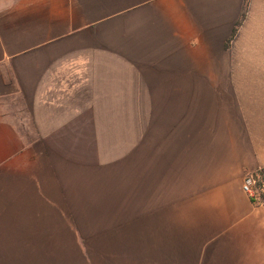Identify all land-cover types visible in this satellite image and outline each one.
I'll return each mask as SVG.
<instances>
[{"label":"crops","instance_id":"obj_1","mask_svg":"<svg viewBox=\"0 0 264 264\" xmlns=\"http://www.w3.org/2000/svg\"><path fill=\"white\" fill-rule=\"evenodd\" d=\"M256 170L264 0H0V264H264Z\"/></svg>","mask_w":264,"mask_h":264},{"label":"built area","instance_id":"obj_2","mask_svg":"<svg viewBox=\"0 0 264 264\" xmlns=\"http://www.w3.org/2000/svg\"><path fill=\"white\" fill-rule=\"evenodd\" d=\"M242 190L250 196L254 203H262L257 190L254 188V178L252 174H246L244 176Z\"/></svg>","mask_w":264,"mask_h":264},{"label":"rangeland","instance_id":"obj_3","mask_svg":"<svg viewBox=\"0 0 264 264\" xmlns=\"http://www.w3.org/2000/svg\"><path fill=\"white\" fill-rule=\"evenodd\" d=\"M231 65V56H225V68H230ZM208 67L210 69H215L217 67V60H216V56H210L209 58V62H208ZM197 121V119L195 120L194 118V122ZM192 131L198 132L199 131V124L194 123L192 126ZM181 130V132H185V127L184 125L180 126L179 128Z\"/></svg>","mask_w":264,"mask_h":264},{"label":"trees","instance_id":"obj_4","mask_svg":"<svg viewBox=\"0 0 264 264\" xmlns=\"http://www.w3.org/2000/svg\"><path fill=\"white\" fill-rule=\"evenodd\" d=\"M254 178V188L257 190L260 201L264 204V175L261 170L251 173Z\"/></svg>","mask_w":264,"mask_h":264}]
</instances>
